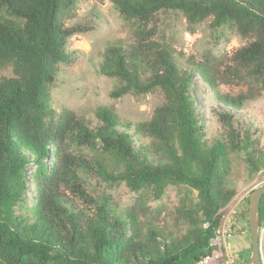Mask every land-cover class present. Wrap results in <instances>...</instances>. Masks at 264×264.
Listing matches in <instances>:
<instances>
[{"label":"trees","instance_id":"obj_1","mask_svg":"<svg viewBox=\"0 0 264 264\" xmlns=\"http://www.w3.org/2000/svg\"><path fill=\"white\" fill-rule=\"evenodd\" d=\"M80 1L0 0V68L12 71L0 76V264H197L211 253L222 208L236 192L231 155H243L249 174L264 167L255 130L235 113L246 112L245 103L264 89V0H112L134 25L135 40L109 43L98 73L119 81L115 97L159 89L164 99L148 120L132 124L100 106L95 126L67 109L57 112L50 100L58 65L72 62L67 42L81 30L66 22ZM169 10L189 23L209 18L212 28L228 27L248 40L231 57L235 71L254 82L247 92L221 93L208 61L189 57L187 67L178 64L171 45L147 26ZM193 72L224 105H209L219 125L212 138L190 95ZM31 164L36 193L29 201ZM90 172L131 191L147 187L153 200L169 186L184 188L173 226L145 211L140 218L132 209L117 210L106 194L88 190L83 173ZM247 205L248 198L230 229L240 215L247 228ZM259 218L262 224L264 194Z\"/></svg>","mask_w":264,"mask_h":264},{"label":"rangeland","instance_id":"obj_2","mask_svg":"<svg viewBox=\"0 0 264 264\" xmlns=\"http://www.w3.org/2000/svg\"><path fill=\"white\" fill-rule=\"evenodd\" d=\"M68 26L80 27V32L73 34L67 48L72 52L70 64L58 65V72L51 85L50 100L52 107L60 112L67 109L82 117L88 125L95 126L99 123L95 110L100 107H108L118 117L128 124L148 120L154 109L163 102L162 91L156 89L145 95L127 92L119 97L111 94L119 81L115 78L98 73V64L102 60L105 47L109 43H120L128 46L135 39L134 25L121 15L114 7L112 0H82L72 12V18L67 20ZM154 38L157 41L164 40L175 50L174 56L181 67H187V59L192 57L198 61H208L211 65L217 88L221 93L237 95L247 92L250 84H254L244 72H236L231 57L235 50L247 43L248 40L240 37L234 30L228 27L212 28L209 18L198 23H189L186 17L179 11L159 12L152 25ZM10 67L0 68V76H10ZM193 85L190 95L200 120L204 123L206 136L212 138L219 131V125L215 119H211L209 105H224L214 100L213 93L198 75L193 72ZM246 112H235L252 130L255 137L264 149V89L253 99L245 103ZM53 146V145H52ZM69 149L78 154L92 155L89 148H78L70 145ZM47 163L54 161V152L49 147ZM231 172L229 182L236 193L244 197L239 209L246 204L250 192L264 184V167L254 174H249L241 153L231 155ZM35 168L34 164L28 166L25 179L26 199L32 201L36 193V187L30 180L29 172ZM84 182L88 190L95 194H106L114 208L119 211L132 209L140 218H144V211L149 216H155L154 220L160 222L167 218L168 225L172 227L171 217L180 195L175 186L166 188L162 197L158 200L151 199L150 189L145 187L138 192L129 190L123 182L108 183L95 172L83 173ZM234 194V195H235ZM241 214V212H240ZM237 225L230 229V236L226 239V248L222 247L216 264H246L250 254L249 233H242L244 220L242 215L237 218ZM264 227V222L259 225V230ZM248 229V227H247ZM212 249H217L216 245ZM262 256L264 264V233L262 241Z\"/></svg>","mask_w":264,"mask_h":264},{"label":"built area","instance_id":"obj_3","mask_svg":"<svg viewBox=\"0 0 264 264\" xmlns=\"http://www.w3.org/2000/svg\"><path fill=\"white\" fill-rule=\"evenodd\" d=\"M243 195L240 193H236L230 200V202L222 208L224 213L222 214L221 223L216 229V233L213 238L210 240V244L217 249H212L211 253L201 259L197 264H216L218 255L221 254L222 247L226 248V239L227 236H230V226L233 224V218L239 212V206L243 199ZM221 210V211H222ZM207 226V223L204 224ZM242 233H247L248 229L244 228L241 230ZM263 233L264 227L259 230V243H260V251L262 256V241H263ZM263 261V256H262Z\"/></svg>","mask_w":264,"mask_h":264},{"label":"water","instance_id":"obj_4","mask_svg":"<svg viewBox=\"0 0 264 264\" xmlns=\"http://www.w3.org/2000/svg\"><path fill=\"white\" fill-rule=\"evenodd\" d=\"M264 194V184L254 188L248 196L247 227L250 237L251 254L246 264H262L259 243V202Z\"/></svg>","mask_w":264,"mask_h":264}]
</instances>
